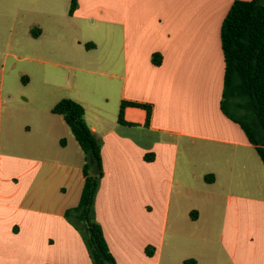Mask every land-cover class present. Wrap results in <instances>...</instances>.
Segmentation results:
<instances>
[{
	"label": "crops",
	"instance_id": "obj_1",
	"mask_svg": "<svg viewBox=\"0 0 264 264\" xmlns=\"http://www.w3.org/2000/svg\"><path fill=\"white\" fill-rule=\"evenodd\" d=\"M235 1L251 0H77L72 15L0 0V264H92L65 218L84 154L52 113L63 99L101 143L95 215L116 264H264V164L221 111ZM30 67L46 84L20 99ZM123 103L151 107L148 124L130 106L119 124Z\"/></svg>",
	"mask_w": 264,
	"mask_h": 264
},
{
	"label": "trees",
	"instance_id": "obj_2",
	"mask_svg": "<svg viewBox=\"0 0 264 264\" xmlns=\"http://www.w3.org/2000/svg\"><path fill=\"white\" fill-rule=\"evenodd\" d=\"M76 7L77 0H71L70 15ZM220 37L225 63L221 111L242 129L264 164V0L235 1L222 23ZM152 62L160 66L161 56L153 55ZM126 106L144 109L148 124L151 107L131 103L121 105L119 124H124ZM52 113L63 117L84 154L81 198L77 207L66 211L65 218L81 234L92 264H116L95 215L103 178L101 143L88 127L80 104L63 99ZM145 160L152 161L153 156H145ZM152 253L153 249H147V255ZM182 264L197 262L189 259Z\"/></svg>",
	"mask_w": 264,
	"mask_h": 264
},
{
	"label": "rangeland",
	"instance_id": "obj_3",
	"mask_svg": "<svg viewBox=\"0 0 264 264\" xmlns=\"http://www.w3.org/2000/svg\"><path fill=\"white\" fill-rule=\"evenodd\" d=\"M70 0H59L58 4L61 8H64V11H67L68 6H69ZM70 31L73 33V26L69 27ZM80 37L77 35L74 36V38ZM30 71V72H29ZM29 71L27 70L25 72L24 78L28 79V83L26 85H23L21 81H19L18 85L20 88V99H22L23 95L30 96L31 98L36 97L37 91H39L40 87L44 86L46 82L44 79L40 78L39 76L35 75L33 70H31V67L29 68ZM67 78V77H66ZM70 84L74 85L75 84V78L74 75L71 73L70 77ZM45 83V84H44ZM66 81L64 80V85ZM63 97H70L71 92L65 90L63 93H61Z\"/></svg>",
	"mask_w": 264,
	"mask_h": 264
}]
</instances>
